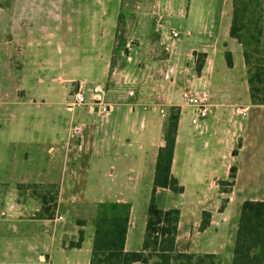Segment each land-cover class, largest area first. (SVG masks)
Returning a JSON list of instances; mask_svg holds the SVG:
<instances>
[{
    "label": "crops",
    "instance_id": "obj_1",
    "mask_svg": "<svg viewBox=\"0 0 264 264\" xmlns=\"http://www.w3.org/2000/svg\"><path fill=\"white\" fill-rule=\"evenodd\" d=\"M211 3V0H190V15H187L184 26L188 29L189 39L196 33L190 50L206 43L204 62L197 73L192 55L185 56L184 50L170 55L168 71L172 81L167 84L166 102L150 101L145 107L146 102L141 98L129 95L128 84L122 79L112 78L110 48L102 57L90 55L93 65L89 69L97 78H106L102 100L109 106L108 112L102 114L96 109L92 93L82 105H65V109L71 112L68 121L63 122L68 123L66 134L63 133L64 127L55 130L54 142L46 149L49 154L47 174L53 173L55 177L22 181L58 185L54 217L32 218L39 204L30 207L26 214L18 212L28 207L25 202L0 213V224L11 226L15 231L23 230L25 258L39 263L50 259L49 264H53L54 258L65 254L66 264H90L94 219L101 203L128 205L124 249L141 248L144 231L140 245L136 247L132 232L142 211L145 228L156 156L164 143L165 115L170 106H175L179 117L170 172L183 186V191L158 190L166 201L162 207H176L180 211L175 250L215 253L220 264H232L241 203L245 199L264 200V116L258 111L245 123L237 117L248 106L264 108V104H252L250 101L241 46L229 35L231 6L227 8L226 15H216L212 22L208 14ZM51 12L52 25L48 23L39 27L40 38L50 34L49 30L53 28L58 30L56 15ZM92 29L96 30L95 23ZM208 30L215 32L212 39L203 35L199 37ZM225 50L232 54V66L226 64ZM49 51L46 52L50 59L44 63L46 53L41 49H34L28 56H36L33 70L40 68L46 73L37 79L45 86V94L56 95L51 90L55 89L58 80L56 77L52 79L51 75L58 73L61 78L65 67L57 65L53 59L56 51ZM139 69L133 66V73H138ZM68 70L66 79L75 81V68L70 66ZM191 86L203 87L209 94L208 115L192 124L198 135H204L200 145L195 142L194 135L181 129V114L185 110L191 113L181 91ZM241 88L248 92V104L245 106L237 104ZM153 108H158L159 118L149 114ZM239 108H242V113L237 112ZM76 124L81 126L79 134L72 132ZM29 156V152L23 150L18 159L24 162ZM0 157H3L2 149ZM231 166L236 167L235 177L229 191H223L220 182L229 180ZM174 193L187 195V204L170 202ZM222 198L226 202L220 207ZM79 221L83 224H78ZM79 230H82L80 245L70 246V242L77 240ZM21 243L24 242L21 240ZM7 246L12 247L10 244ZM13 251L16 253L14 248Z\"/></svg>",
    "mask_w": 264,
    "mask_h": 264
},
{
    "label": "rangeland",
    "instance_id": "obj_2",
    "mask_svg": "<svg viewBox=\"0 0 264 264\" xmlns=\"http://www.w3.org/2000/svg\"><path fill=\"white\" fill-rule=\"evenodd\" d=\"M211 1L208 14L213 22L216 15H226L231 1ZM189 3L190 0H0V103L6 101L0 105V149L3 150L0 183H7L0 184V213L24 202L28 207L18 211L23 214L36 204L40 206L37 198L28 196L31 189L24 188L18 195L15 184L55 177L53 173L47 174L49 154L46 149L54 142L55 130L64 127L66 134L68 123L63 122L68 121L71 112L65 105L71 99L75 84L81 82L89 97L93 86H103L106 80L97 78L90 70L93 65L90 55L102 57L110 48V62L113 58L110 73L114 80H124L133 91L132 96L146 102L144 106L150 101L166 102L167 84L172 81L168 71L170 55L184 50L185 56L192 55L196 62L206 48L204 42L190 50L196 33L189 39L188 29L184 26L190 15ZM51 11L56 15L58 30L53 28L49 30L50 34L40 38L39 27L52 25ZM94 23L96 30L93 31ZM212 34L215 32L208 30L199 37L212 39ZM34 49L45 51L43 63L50 59L47 52L55 50L53 59L57 65L65 67L61 78L58 73L51 75L52 79L58 80L55 89L51 90L56 95H46L45 86L37 80L46 73L40 68L33 70L36 56L28 55ZM70 66L76 70L75 81L66 79ZM133 66L140 68L138 73H133ZM238 96V105L248 104L247 90L241 88ZM258 111L264 116V108L248 106L237 118L245 123ZM149 114L160 117L158 108H153ZM190 119V111L185 110L181 114V129L194 135L195 142L200 145L204 135H198ZM23 150L30 156L27 161L20 162L18 156ZM221 188L229 189V185H221ZM188 199L187 195L174 193L170 202L187 204ZM222 201L226 202V199L222 198ZM158 202L163 205L166 201L160 195ZM143 213L140 212L132 232L133 243H137L134 247L140 245L144 231ZM1 225L5 224H0V264H49L50 259L39 263L25 258L23 230L15 231L11 226ZM53 264H66L65 254L54 258Z\"/></svg>",
    "mask_w": 264,
    "mask_h": 264
},
{
    "label": "trees",
    "instance_id": "obj_3",
    "mask_svg": "<svg viewBox=\"0 0 264 264\" xmlns=\"http://www.w3.org/2000/svg\"><path fill=\"white\" fill-rule=\"evenodd\" d=\"M230 1L229 35L241 46L250 101L252 104H264V0ZM204 56L202 52L196 59L197 73L203 65ZM224 57L227 66H232V54L229 50L224 51ZM112 59L110 67L113 65ZM178 117L179 110L171 106L163 125L164 143L159 147L156 156L141 248L124 249L128 205L101 203L94 219L90 264H220V258L215 253L176 251L175 239L180 211L176 207L164 208L158 202L161 195L159 189L183 191V186L170 172ZM235 171L236 167L231 166L229 180L221 181L220 185H231ZM15 188L18 195L24 188L31 189L28 196L39 200L40 206L34 211L32 218L54 217L58 193L56 183L17 182ZM224 203L222 201L220 207ZM78 224L83 222L79 221ZM81 240L82 230H79L77 240L69 245L78 246ZM232 264H264V200L242 201Z\"/></svg>",
    "mask_w": 264,
    "mask_h": 264
},
{
    "label": "built area",
    "instance_id": "obj_4",
    "mask_svg": "<svg viewBox=\"0 0 264 264\" xmlns=\"http://www.w3.org/2000/svg\"><path fill=\"white\" fill-rule=\"evenodd\" d=\"M85 90V86L81 82H77L70 94L71 99L66 103V105L68 107H75L86 103L87 95ZM91 93L92 102L96 104V109L102 114L107 113L109 106L102 100L103 87L95 85L93 86ZM128 93L129 95H132L133 91L129 90ZM181 97L185 103L191 107L190 121L192 124H197L208 115L209 94L205 88L198 86L185 87L181 91ZM160 112L163 113V110L161 109ZM237 112L242 113V108H239ZM72 132L73 134H79L81 132V126L77 124L74 125ZM1 214H3V212H1ZM59 218H61V216H59Z\"/></svg>",
    "mask_w": 264,
    "mask_h": 264
}]
</instances>
